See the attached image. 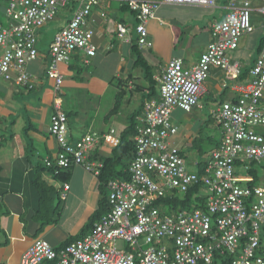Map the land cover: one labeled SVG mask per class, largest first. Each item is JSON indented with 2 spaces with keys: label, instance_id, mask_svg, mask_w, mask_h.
I'll list each match as a JSON object with an SVG mask.
<instances>
[{
  "label": "built area",
  "instance_id": "2783aa9c",
  "mask_svg": "<svg viewBox=\"0 0 264 264\" xmlns=\"http://www.w3.org/2000/svg\"><path fill=\"white\" fill-rule=\"evenodd\" d=\"M104 0H10L6 10L8 27L0 26V83L32 88L30 62L38 59L37 32L54 20L60 9L76 5L73 16L50 44L49 79L57 91L64 77L59 66L75 55L95 57V31L89 19ZM135 14V31L140 49L152 47L148 22L161 5L215 6L218 0H114ZM229 13L212 27L214 41L193 66L181 58L172 59L156 78L159 98L145 103L139 134L135 137L136 157L129 180H111L108 210L91 232L63 248L37 239L24 253L21 264H214L216 255L226 264H264V188L243 186L238 169L247 162L264 160V48L249 72L247 84H237L241 65L229 53L239 48L242 37L254 30L250 1L229 0ZM264 17V6L261 9ZM129 27L118 25L125 38ZM213 68L226 76V86L240 93L223 102L215 117L222 138L217 148L191 163L182 149L172 144L178 127L172 121L176 109L191 113L206 93ZM51 135L60 150L56 167L65 170L81 166L98 177L103 163L91 160L96 147L104 142L120 144L115 130L90 132L70 142L68 118L59 102L51 119ZM240 163V164H239ZM48 167L54 163L46 160ZM240 165V166H239ZM57 173V172H56ZM202 187L207 211L178 210L168 213L159 199L176 192ZM70 185H64L69 191ZM201 192V193H202ZM66 199V194L63 195Z\"/></svg>",
  "mask_w": 264,
  "mask_h": 264
},
{
  "label": "crops",
  "instance_id": "0c3cea01",
  "mask_svg": "<svg viewBox=\"0 0 264 264\" xmlns=\"http://www.w3.org/2000/svg\"><path fill=\"white\" fill-rule=\"evenodd\" d=\"M227 1L218 0L216 5L211 7L167 4L160 6L155 18L147 25L148 40L153 46L139 48L153 67L155 80L174 58L183 59L188 67L199 61L214 41L213 25L223 21L229 13ZM245 1L251 2L252 17L253 14L262 15L264 0H257L260 2L257 5L252 0ZM116 3H119V10L115 9ZM76 7L77 4L67 8L71 17ZM123 7L124 4L119 1L104 0L93 9L89 22L95 31L97 54L92 58L85 54L75 55L69 63L61 64L59 71L64 77V82L59 91L55 88V82L48 77L50 47L47 51L39 49L38 59L27 66L34 77L35 90L28 91L4 81L0 83V264H21L24 253L37 239L46 240L53 247L61 248L67 240L81 239L80 236L89 234L93 228L92 219L98 213L102 199L98 177L75 165L70 169V180L64 182L56 179L43 167L46 160L55 159L60 150L57 140L50 133L56 103L59 102L63 110L73 114L65 109L61 99L65 95L63 87L67 73L73 74L72 77L87 92L96 93L95 96L103 95L116 80L119 90V86H124L126 92L130 90L148 94L150 85L146 84V79L144 86L138 84L144 76L143 71L139 76L134 75L137 68H134L131 46L138 39L135 14L129 9L123 10ZM121 12L129 13L130 16H122ZM195 12L201 14V24L197 26L193 24L197 19L193 16ZM119 24L129 27L126 37L122 39L118 36ZM252 25L254 30L242 37L236 51L229 53L230 59L241 65L242 74H248L255 65L260 54L261 40L264 38V25ZM41 29L37 32V38ZM200 45H204L201 52L198 51ZM209 80L211 81L206 84V93L202 98L212 95L213 92L221 95L228 89L226 76L220 69L213 68ZM248 80L249 77L245 84ZM230 90L226 101L240 96L239 92ZM133 100L134 98L128 99L126 95L122 109L117 115L110 117V110L106 116L93 118L95 121L80 122L82 129L78 136L73 135L69 123L71 140H80L90 132L105 133L111 129L121 133L125 127L118 131L116 126L125 122L123 116L126 115L128 125L129 116L139 109L143 102V99L140 103L137 102L138 106H135L131 113L124 111L125 107L131 106ZM262 105L264 106V99ZM197 108L201 109L203 106L199 104ZM193 111L186 113L176 109L173 112L171 121L179 129L173 139L180 135L177 119L182 117L181 119L189 123L195 118ZM217 128L220 130L218 123ZM194 130V125L190 122L186 125L187 132L184 135V139H188L181 141L180 146L172 139V144L184 153L187 149H194L196 146L191 137ZM111 150V146L102 143L99 152L109 155ZM57 184H60L59 188L56 187ZM66 184L70 185L69 191L64 190ZM64 194L66 199L62 198ZM45 219L56 222L45 226L37 222Z\"/></svg>",
  "mask_w": 264,
  "mask_h": 264
},
{
  "label": "rangeland",
  "instance_id": "374dc122",
  "mask_svg": "<svg viewBox=\"0 0 264 264\" xmlns=\"http://www.w3.org/2000/svg\"><path fill=\"white\" fill-rule=\"evenodd\" d=\"M255 5L260 4L257 0H252ZM229 2V0L227 1ZM121 3V2H120ZM8 3L4 2L0 6V21L2 22V26L8 27V17L6 14V7ZM115 9L119 10V3H116ZM122 16L125 14L130 16L129 13L121 12ZM256 15V17H255ZM253 14L252 17V24H256L258 27H262L264 25V17L261 14ZM192 16V14H191ZM197 17L195 20L194 25L201 24V14L198 12H195L193 15ZM70 11L69 9H60L58 16L47 23L42 29L41 33H39L38 37V48L41 51H47L49 48V45L51 44L55 34L62 29L67 23V20L71 19ZM191 24V23H190ZM203 28L204 25H201ZM204 49V45H200L198 47V51L201 52ZM1 55V51H0ZM134 59V56H132ZM90 68V67H89ZM88 68V69H89ZM219 69V68H217ZM141 69H136V72L134 73L135 76H139V73L141 72ZM66 81L63 87V91L65 92V95L61 97L62 102L64 104V107L67 111L73 112L70 116V126L71 130L73 132L74 136L79 135V131L82 129L80 128V122H91L92 120L95 121L98 117L106 116L107 113L114 107L115 100L117 93L119 91L118 88V81L116 80L113 84L115 87H111L109 90H107L103 95L95 96L96 93L87 92L82 85L74 79L73 74L67 73ZM87 79V78H86ZM211 80H208L206 84H209ZM138 84L144 86V77H141V81L138 82ZM146 84L150 85L149 82L146 80ZM231 88H228L224 93L221 95L216 94V92L212 95H207L205 98H202L200 101V104L203 106V108H197L194 109L193 115L195 116L194 120L190 121L191 124L194 125V132L191 135L192 142H197L198 144L201 143L198 147L201 149H197L195 147L194 149H187V161L189 163V169L190 171H195V168L191 165L192 162L203 159L213 148L214 143L209 140L211 137L214 141H220L221 134L220 130L217 128V120L215 117V113L219 110L221 104L227 100V96L231 93ZM127 98L131 99L134 98L133 103H131V106L125 107L124 111H128L131 113L134 110L135 106H138L137 102H141V99H143V93L137 91H130L127 90ZM125 119V122L121 123L120 125H117L116 128L119 130H122L121 128L126 127L127 121H126V115L123 116ZM182 118V117H181ZM178 118V125L180 127V135L177 136V138L173 139L175 144L180 146V142L187 140L184 139V135L186 131V125L190 124L187 121ZM114 121V120H112ZM81 132V131H80ZM261 133L264 135V128H261ZM187 134V133H186ZM203 140V141H202ZM250 170L254 171V176L250 174ZM238 175L239 179L243 186H247V183L251 181L252 179L255 181L256 185L258 187L264 188V160L261 162H247L245 166H242L238 169ZM60 184H57L56 187L59 188ZM56 189V188H55ZM105 196L109 197V190L104 189ZM56 204H58V199L56 201ZM106 213V212H105ZM104 214V212L102 213ZM44 221H47L46 219ZM44 221L37 220V222L42 223ZM220 264V263H216Z\"/></svg>",
  "mask_w": 264,
  "mask_h": 264
},
{
  "label": "trees",
  "instance_id": "16d2710c",
  "mask_svg": "<svg viewBox=\"0 0 264 264\" xmlns=\"http://www.w3.org/2000/svg\"><path fill=\"white\" fill-rule=\"evenodd\" d=\"M4 2L8 3L5 9L6 11L9 6L10 0H0V6ZM127 9H129V7L127 5H124L123 10H127ZM1 25L3 24L0 21V26ZM263 48H264V38H262L261 40L259 52H261ZM131 51H132V55L134 56V68L141 69L143 71L144 73L143 77L149 82L150 86L148 87V94L143 95V102H142L141 107L129 116L127 127H125V129L122 130L121 133L119 134L116 131V129H111V130H115L116 135L120 138V144L116 147H112L111 153L109 155H102L99 152L100 146L102 145V143H104L102 142L97 146L98 149H95L90 157L91 160H97L103 163V168L101 169L100 175L98 176L99 188L101 190L102 199L100 201V207L98 209V213L95 215L94 219H92L91 227L94 226L95 222H97L99 218L103 215L102 213L104 212L105 214V212H107L108 210V207H109L108 197L104 195L105 194L104 189H107L108 182L111 180H129L130 179V166L133 160L135 159L136 153H137L135 137L139 134V128L142 125L140 120L141 118H143V115H144L145 103L152 99L159 98V84L155 80L154 69L149 64V62L144 58L143 53L139 49L137 41L133 42L131 46ZM247 76L249 77V73L241 74V76L239 77L236 83L244 85L247 81V78H248ZM18 87L28 90V91L35 90V84L33 85L32 88L24 87V86H18ZM119 87H120V90L117 93L115 105L109 112L110 117L117 115L120 112V110L122 109L124 97L127 95V92L124 90V86L122 87L119 86ZM63 112L67 115L68 124H69V118L71 115L65 110H63ZM110 131L105 132V133H109ZM68 132H69V137H70L69 125H68ZM105 133H101V134H105ZM209 140L214 143L213 144L214 149L218 147L220 141H214L212 140L211 137L209 138ZM71 141L72 140L70 138V142ZM72 142H76V141H72ZM194 145L197 147V149H200L198 146L201 145V143L198 144V141H197V142H194ZM184 155L187 157L186 153H184ZM50 160L54 163V165L52 167H48L45 162L43 168L48 170L56 179L64 181V182L69 181L70 175H71L70 174L71 167L68 169L62 170L56 167L55 165L56 158L50 159ZM250 174L254 176V171L250 170ZM247 186L248 187H258L253 179L247 183ZM201 192H202L201 186H199L196 189L195 188L190 189L189 191L185 193L176 192L174 194H171L169 196L159 199L157 204L164 205L168 213H175L178 210L193 211L196 209H202L204 211H207L208 210L207 209V199L203 197V195H205V191H203L202 193ZM52 222L54 223L56 221L47 220V221L42 222L41 225L45 226L47 224H51ZM39 229L42 230L43 227ZM84 236L85 235L80 236V238ZM77 239L79 238H75V239L71 238L67 240L62 245L61 248L71 244ZM227 261L228 260L226 258L220 257V255H216L214 264L216 263L226 264Z\"/></svg>",
  "mask_w": 264,
  "mask_h": 264
}]
</instances>
